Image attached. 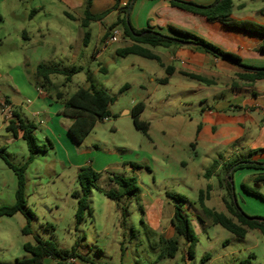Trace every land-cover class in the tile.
Masks as SVG:
<instances>
[{
    "label": "rangeland",
    "instance_id": "rangeland-1",
    "mask_svg": "<svg viewBox=\"0 0 264 264\" xmlns=\"http://www.w3.org/2000/svg\"><path fill=\"white\" fill-rule=\"evenodd\" d=\"M96 1L95 10L112 4L108 3L110 0ZM0 3L8 4L6 8H0V91L3 94L7 93L9 98L18 96L14 90L15 82L19 80L23 83L27 80L33 87L36 85L38 80L33 72L24 67L23 70L14 69L12 65L24 60L23 51H31L35 43L44 42L48 56L57 58L54 67L59 73L52 75V81L60 90L70 96L79 88L93 84L96 89H107L115 98L110 106L112 116L99 122L81 145L74 144L67 133L64 138L71 144L64 146L55 142L57 139L46 138L39 121L32 119L37 143L42 149L25 173L26 205L32 218L28 219L22 213L0 217V264H17L18 260L29 259L31 254L26 252L24 245L35 244L38 239L53 241L62 249L75 247L79 257L74 259L75 262L68 259L65 264H137L138 261L140 264H183V250L175 258L157 260L162 248L159 238L163 236L159 231L160 223L171 227L176 203L168 193L184 196L186 202L181 204L190 220H196L192 227L198 243L192 249L193 258L189 264H264L263 235L257 234L258 239L253 234L245 240L238 239L219 225L207 226L200 221L202 218L194 219L201 210L199 190L210 183L201 174L211 164L210 157L216 153L224 158L232 153L237 156L245 154L241 149L244 146L242 141H232L224 131L213 135L207 128L197 133L198 125L205 122L203 115L207 106L220 113L218 102L230 98L225 79L217 78L216 84L209 85L176 71L167 84L162 83L167 72L159 62L134 54L121 56L117 53L131 43L121 25L110 30V33L113 29L119 31V40L110 44L97 58L94 52L103 48L100 36L111 22H117V11L107 16L103 25H92V38L86 45L80 42L79 36L90 30L59 12L63 6L61 3H66L64 0H0ZM13 3H19L16 15L9 14L4 18L2 15L11 11ZM40 3L55 4L54 9L47 8L54 21L48 31H43L44 37L36 29L48 14L39 11L30 16L32 11L38 10ZM153 3L135 1L129 15L135 28H147L148 22L157 23L158 19L165 18L189 28L191 33L222 50L231 44L228 31L215 32L202 23L189 20L186 17L192 16L185 12H182L183 16L170 14ZM233 4V15L239 21L249 19L262 23L264 20V0H233ZM230 21L228 19L223 24L232 27ZM23 30L31 32L34 44L24 39ZM66 30L72 38L71 49L65 40L60 43ZM166 32L167 29L161 31L162 34ZM226 37L227 46L224 44ZM53 46L57 49L54 50ZM151 49L163 54L168 52L163 47ZM79 53L83 55L75 62ZM161 57L168 65L166 56ZM170 64L177 69L182 66L180 60ZM73 70L76 72L71 81L66 82V76L61 72ZM50 92L54 94L53 89ZM18 100L26 103L27 97ZM138 103L145 105L140 119L150 125L147 135L134 125L132 109ZM17 109L21 110L20 107ZM6 122L0 108V148L5 149L11 163L21 166L29 157L27 145L20 137L14 139L6 129ZM85 161L94 162L97 172L102 174L104 188L120 192V187L108 179L110 173H115L126 178L135 177L137 191L131 197L113 200L94 188L90 197L91 212L85 214L82 223L76 224L78 201L74 194L81 190L78 164ZM130 163L139 167L134 168ZM241 182L264 195V183L248 180L244 171L235 172V193L240 207L251 208L244 199L256 207H264L263 202L242 192ZM16 188L15 174L0 158V207L15 203ZM258 217L264 218L262 215ZM28 221L30 232L25 233L23 229ZM207 254H210L211 261L203 260ZM58 261L45 258L43 264H58Z\"/></svg>",
    "mask_w": 264,
    "mask_h": 264
},
{
    "label": "trees",
    "instance_id": "trees-1",
    "mask_svg": "<svg viewBox=\"0 0 264 264\" xmlns=\"http://www.w3.org/2000/svg\"><path fill=\"white\" fill-rule=\"evenodd\" d=\"M136 0H130L124 7L119 8L121 0H114V5L106 9L105 11L97 14L91 12V6L93 0H86V7L84 11V17L81 19V26L88 28L92 22L102 21L114 11H119L117 22L115 26L121 25L123 27L124 35L128 37L133 43L123 49L117 50V53L121 56H127L134 54L143 58L156 60L165 67L161 61V58L153 53L148 48L144 47H168L172 44H192L197 46L206 52L212 54L216 58L225 60L235 66H245L250 68H256L248 66L243 63L240 56L226 52L221 48L207 42L198 35H195L184 29H180L171 26V31L177 35V38L164 35L158 31L153 30L150 26L147 28L138 29L135 28L130 21L129 15ZM171 6L190 12L196 15L205 17L209 21H226L231 20L234 11L233 0H216L210 5L196 4L191 1L184 0H167ZM230 25L236 28L244 29L246 31L264 35V24L252 21H230ZM85 39L90 38V32H85ZM259 51L264 53V44L259 47ZM264 68V67H263ZM167 77L161 82L166 84L169 81V77L172 75L173 67H165ZM261 69V68H258ZM76 71H62L61 73L66 76V82L71 81L72 74ZM59 73L47 66L41 64L37 70V77L42 79L44 84L52 86L51 75ZM185 76L191 79L197 80L202 83L211 84V80L192 73L183 72ZM239 80L251 83L257 80L264 79V71H248L241 68V72L237 73ZM88 81L90 78H87ZM233 87L238 86L237 82H233ZM57 99L62 100L63 109L62 114L66 117L72 118L73 124L70 128V134L78 144H82L87 136L95 129L99 122L104 121L106 118L112 116L110 106L114 103L115 98L110 94L107 89H96L93 84H90L88 88H79L70 97H65L62 92H58ZM8 102V101H7ZM145 105L143 103L136 104L132 109V116L134 119L135 127L144 134H148L150 125L140 119L141 113L144 111ZM16 120H10L7 124V131L11 132L14 136L18 135V130L22 132V139L25 141L29 157L27 161L17 166L11 163L5 155V149L0 148V158L6 163V165L13 171L17 178V188L15 192V203L11 206L0 207V217L13 216L17 213H22L27 216L28 219L32 218V213L27 209L26 205V170L30 163L33 162L35 155L42 151L41 147L37 143L35 136L36 126L33 122L25 121L18 117ZM246 161H252L250 159H239L235 162L227 165L224 176L220 179V187L225 191L223 196V202L227 209V214L223 212L210 209L205 204V199L210 194L212 187L207 186L206 190L200 191L199 203L203 211L204 218H206L212 225H219L232 233L238 238H245L250 230H258L264 235V218L249 216L240 207L235 193L234 186V174L236 171L243 168H251L259 170L260 172L254 175L251 179L254 183H264V163L257 162V164H247ZM256 162V161H255ZM132 167H139L136 163H130ZM214 170V166L208 169L206 176H210ZM102 174L94 170L91 166H83L79 169L78 180L81 187L79 192L74 194L77 198L78 208L76 212V224L82 223L85 214L91 212L90 197L92 190H97L104 193L108 198L118 200L120 197H131L137 191V179L135 177L126 178L123 175L110 173L108 179L114 182L120 187V192L108 190L101 185ZM242 189L258 197H263L260 193L249 188L242 183ZM169 197L175 199L174 213L172 217V225L175 230V237L166 238L161 236L159 238V244L162 246L161 252L158 255L157 260H163L167 258H174L179 252L181 245L180 239H184L189 244V253L192 254L193 247L198 243V238L193 230L189 215L183 208L181 202H186V198L182 195H171ZM25 233L30 232V223L24 227ZM26 252L31 254L29 259L18 260L17 264H43L45 258L59 259L58 264H65L68 259H75L79 257L77 249L73 247L71 250L62 249L59 245L53 241H43L38 239L35 244L26 243L24 245ZM137 264H140L139 261Z\"/></svg>",
    "mask_w": 264,
    "mask_h": 264
},
{
    "label": "crops",
    "instance_id": "crops-1",
    "mask_svg": "<svg viewBox=\"0 0 264 264\" xmlns=\"http://www.w3.org/2000/svg\"><path fill=\"white\" fill-rule=\"evenodd\" d=\"M64 1L66 3H61L63 4V6L59 9V12L63 14V16L73 20L74 22L80 24L81 26V19L84 17V11L86 7L85 0H64ZM129 1L130 0H121V5L119 8L124 7ZM149 1H153L154 2L153 4L156 7H159L160 9H163L165 12L170 14L177 13V14H182L181 16H183L182 12H185L186 14H189V16H192V17H186L189 20H192L195 23H202L203 26L207 27L208 29H212L215 32H218V30L228 31L230 36L229 40L231 41V44H228L229 45L228 48L222 46L224 51L240 56L243 60V63L248 66H252L256 68L264 67V53L259 51V47L264 44V35L252 33L244 29L236 28L233 26L228 27L227 25L223 24L224 21L222 20L209 21L203 16L196 15L181 10L179 8L173 7L167 0H149ZM184 1H191V2L196 1L197 3L194 2L196 4L210 5L213 4L216 0H184ZM96 3L97 1L93 0L91 6V12L93 14L101 13L106 9L111 8L115 2L114 0H110L108 3H112V4L109 7L104 8L102 10H95ZM7 5H8L7 3H0V8L2 7L6 8ZM18 7H19V3H13V5L10 6L11 11L8 14H5L6 16L5 15L2 16L6 18L9 14L16 15V10ZM37 7L38 10L35 9L34 11H32L30 16H32L33 14L39 11H44L46 12V15L47 14L49 15L46 16V18L39 25V28L36 29V31L40 34V36L44 37L45 33H43V31L45 30L48 31L50 29V24H52L54 21L53 16L50 17V15L52 14H50V12L47 11L48 10L47 8L54 9L55 4L40 3L38 4ZM70 11H74L76 14L74 15ZM117 12L119 15L118 10ZM104 20L92 22L90 26L86 28L87 30L88 29L90 30V38L85 39L84 37L85 33L82 32L81 34L82 35L84 34V36L82 35L79 36L80 42L82 44L87 45L92 38V33H91L92 25L94 23H99L103 25ZM231 20L239 21L234 17V15L232 16ZM244 20H249V19H240V21H244ZM261 22L262 24H264V20H262ZM113 24H115V22H111L105 28L104 32L100 36V41L103 44V48L102 50L100 49L94 52V55L97 58L100 57L103 53V50H105L109 46V45L104 46V41L111 35L110 30L114 28ZM147 24H148L147 27L150 26L153 30L158 31L160 33L162 30L167 29V32L164 35L171 36L174 38H177L178 36L171 31L170 29L171 26L184 29L189 32L191 31L189 28H184V26H180V25L178 26L177 24H174V22H172L171 20L165 18L158 19L157 23L153 22L152 24H150L148 22ZM142 28L143 27H141L140 29ZM65 35L69 38H66ZM65 35H63L60 38V43L66 41L65 44L68 45V47L71 49L72 38H70L69 31L66 30ZM23 37L24 39L29 41V43H32L31 41L32 34L30 31L23 30ZM224 41H225L224 44L227 46V37L224 38ZM132 43L133 42L131 41V43L128 46H131ZM33 46L34 47H32L33 49L31 48L32 49L31 51H29L28 49L26 51H23L24 60L19 64L12 65L13 66L12 68L15 67L14 69H20V70L22 68L23 70L24 67L26 71L29 70L33 72L38 80L36 81V85L33 87L32 84H30L27 80H24V83L21 80L16 81L15 82L16 87L14 91L18 96H14L11 98L6 96L7 95L6 92H5L6 94H3V92L0 91L2 93L0 96V108L2 101L6 100L13 108V112L16 113V115L21 119L30 122H33L32 119H37L39 121V124L44 128L43 133L45 134L46 138L52 137L54 139H57L55 142L58 141L64 146L68 142L64 138V136L67 133L74 144L81 145L78 144L70 134V128L74 120L62 114L63 103L62 100L57 99L58 92H62L65 97H70L71 95L70 96L67 95L65 92L60 90L59 87L53 84L52 75H51L52 86L45 85L43 80L37 77V70L41 64L57 71V69L54 67V65L57 64V60H56L57 58L55 55L48 56L49 54L46 51L47 46L44 42H37ZM144 47L148 48L153 53L158 55L161 58V61L165 67L167 66L173 67L172 75L176 71L182 74L183 76H185L183 72L197 74L211 80V84H216L218 82V81L216 82L217 78L226 80V87L230 91V98H228L227 101L220 103L218 102L217 110L220 113L214 112L210 106H207L206 113L203 115L205 122L198 125L197 133L200 134L207 128L211 131L213 135L219 134L221 131H224L227 133L228 137L232 139V141H242V144L244 145L241 146L242 152L245 153L244 155L237 156V154L232 153L227 158H224L223 155L221 154L217 155L216 153V156L210 157L211 164L209 165V167H207L204 172H201L202 177L209 180L210 183H208V185L212 187L210 194L205 199L206 206L210 209H214L216 211L227 214V209L223 202V196L225 195V191L220 187V179L224 176L227 165L239 159H244V160L250 159L254 162L256 161V162L264 163V79L257 80L251 83L245 82L243 80H239V78L237 77V73L241 72L240 67L235 66L220 58H216L212 54L192 44L177 43V44H172L168 47H163V48H167L168 50V52L164 54L160 52H155L151 49L156 47H150L146 45ZM53 49L56 50L57 46H53ZM82 55H83L82 53L76 55L74 61L77 62ZM161 55L166 56L167 61L169 62L168 65H166L163 62ZM174 60H180L182 66L178 69L172 66V64L170 63H172ZM12 72L13 71H11V73ZM233 82H237L238 86L233 87L232 85ZM40 88L44 90V93L39 92ZM52 89L54 90V94L50 92V90ZM20 97H27L26 100L27 102L25 103L23 100H18ZM18 107H20L21 109L20 111L17 109ZM126 113H129V111H126ZM29 117H31V119ZM16 119L17 117L14 115L13 120ZM8 123L9 122L7 121L6 127ZM18 137L22 138V132L20 130H18V135L14 136V139L15 138L17 139ZM70 142L71 141H69V143L67 144H71ZM87 165L91 166L94 170L98 171L97 168H95L94 166V162L85 161L83 164H78V167L80 168ZM213 166H214V170L212 174L207 177L206 172L208 171V169H210ZM243 171L246 172L248 180L250 181L254 177V175L260 172L259 170H255L251 168H243L236 172H243ZM242 183L244 182H241V185ZM206 188L205 189L201 188L199 190V193L200 191L206 190ZM241 190L244 194H246V196L247 195L252 196L264 203V195L261 194L263 197H258L253 194H249L245 192L242 189V187ZM244 203H246V205H249V207H251V208H246L245 206L242 207V209L245 212H247V214L253 216H259V215L264 216V207H260L262 205L256 207L257 205L254 206L253 203L247 202V199H244ZM198 218H202L200 219V221L203 222V225H207V226L212 225L206 218H204L202 209L199 211L198 214L194 216V219H198ZM195 221L196 220H191L192 226L195 224ZM159 231H161L163 236L164 233L167 232V235L164 236L166 238H173L176 235L172 222L170 228L164 226L163 223H160ZM250 234H253L255 239H258L257 234H261V233L258 230H250L247 236L241 239L245 240ZM180 245H181L180 250H183L182 258H181L183 264H189L191 259L193 258V253L192 254L189 253V244L184 239H180ZM203 260L211 261L212 259L210 254L205 255Z\"/></svg>",
    "mask_w": 264,
    "mask_h": 264
},
{
    "label": "built area",
    "instance_id": "built-area-1",
    "mask_svg": "<svg viewBox=\"0 0 264 264\" xmlns=\"http://www.w3.org/2000/svg\"><path fill=\"white\" fill-rule=\"evenodd\" d=\"M119 35H120L119 31L117 29H114L111 35L104 41V46L117 42L119 40ZM39 92L44 93V90L40 88ZM1 111L6 121L9 122L10 120L13 119V116H14L13 108L6 100H3L1 103ZM105 120L107 121L109 119L106 118ZM72 261L75 262L74 259Z\"/></svg>",
    "mask_w": 264,
    "mask_h": 264
},
{
    "label": "water",
    "instance_id": "water-1",
    "mask_svg": "<svg viewBox=\"0 0 264 264\" xmlns=\"http://www.w3.org/2000/svg\"><path fill=\"white\" fill-rule=\"evenodd\" d=\"M242 69H246L248 71H264V68L258 69V68H250V67H245V66H239ZM245 163L247 164H257V162L254 161H246Z\"/></svg>",
    "mask_w": 264,
    "mask_h": 264
}]
</instances>
